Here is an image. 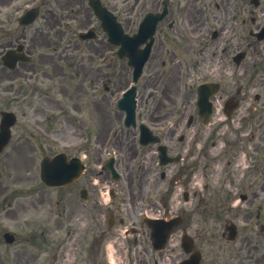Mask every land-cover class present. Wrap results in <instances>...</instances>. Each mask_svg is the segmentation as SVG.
Listing matches in <instances>:
<instances>
[{"label": "flooded vegetation", "instance_id": "obj_1", "mask_svg": "<svg viewBox=\"0 0 264 264\" xmlns=\"http://www.w3.org/2000/svg\"><path fill=\"white\" fill-rule=\"evenodd\" d=\"M200 0H168V10L166 13L167 20L169 19V29L177 31L176 26L183 25L186 23L190 26L191 32H196L198 28H192V20L197 16L205 14L206 7H200L198 5ZM221 2L219 4L218 2ZM114 10L118 11L121 9L120 3L124 0H113ZM67 3V18L69 22L67 23L69 36L61 44L59 40H55L53 46V52H51L46 59L39 51H36V47L39 45L38 39L35 37L30 38V44L27 47V53L31 56V60L28 62H17L16 65L9 69L6 66L0 65V106L7 109L8 107H14L18 110H21L26 97L29 95H37L41 97V92L35 89L25 88L24 84L20 81L31 77L33 73L39 71L43 63H48L49 65L57 64L59 61H63L73 70V75L77 77L80 81V84L83 82V75H87V69L83 66V43L77 41V33L83 31V27H86L90 18H88L87 11L85 9V14H83V0H71L66 1ZM138 2L133 4L132 8L135 10ZM163 0H154L153 10H158L163 7ZM210 7L209 15L212 21L215 23V27L210 30L212 40L217 44L216 48L220 51V59L229 58L231 60L233 50L237 51H249L250 49L256 51L259 48L264 50V41L257 40L253 31L251 30V25L254 30L259 29L261 26L260 19L264 16V0H256V4H251L249 0H209ZM215 7H218V13L215 12ZM143 8V5L138 7V10ZM152 9V8H151ZM133 11V10H132ZM116 14H120L116 12ZM129 26L135 25L134 17L128 16L124 17ZM181 20V22H179ZM167 22V21H166ZM9 18L5 17L3 19L2 28L0 30V55L3 51H6L9 48L15 47L20 41H24L23 30H13L9 25ZM175 26V28H173ZM93 55L99 57L100 60H103L104 51L99 47L92 49ZM88 55L87 53L85 54ZM93 57V56H92ZM105 62L117 65L113 60L109 61L104 59ZM231 73L232 68L231 64L227 67ZM62 68L53 67V73H61ZM246 71V70H245ZM225 72V71H224ZM246 73V72H245ZM112 74H116L113 70ZM101 73L96 71L94 79L99 82L102 80L100 78ZM221 77V74L218 77ZM238 87H236V85ZM261 84L258 82L257 85ZM257 85H255L257 87ZM230 90H235L237 93H241L243 90L247 89L246 76H244L243 71L240 72L239 76L235 77L232 75V81L229 84ZM27 105L31 106V103ZM37 111H41L40 106L37 108ZM190 194V195H189ZM189 194L184 196L185 201L191 199L192 205L195 201L196 207L199 206V197L197 192L191 190ZM92 203L88 205L87 214L91 221H93L96 226L102 227L100 229V239L106 238V240L116 241L119 236L121 229L115 226L114 211L116 210L114 205L104 206L101 203V200L98 197L91 198ZM112 212V221L110 225H107L104 212L110 210ZM133 212V210L131 211ZM180 214L183 213V209H179ZM132 216V215H131ZM130 214L128 218L131 217ZM124 223L122 219H119V224ZM134 220H131L130 225H126L124 228L125 232H132L134 230ZM60 226V224H58ZM196 237V236H195ZM197 238V237H196ZM76 245H74V249ZM104 259V256L102 257ZM161 259H164L160 255ZM209 260V264H212L211 258L204 257ZM102 259V260H103ZM17 264H21L20 255H16ZM201 262L203 263V257H201ZM103 262L96 264H103Z\"/></svg>", "mask_w": 264, "mask_h": 264}, {"label": "rangeland", "instance_id": "obj_2", "mask_svg": "<svg viewBox=\"0 0 264 264\" xmlns=\"http://www.w3.org/2000/svg\"><path fill=\"white\" fill-rule=\"evenodd\" d=\"M40 25H41V24H40ZM83 114H86V115H87V114H90V113H89V112H86V111L83 110ZM86 115H83V119L88 117V116H86ZM113 121H114V118L111 120L110 125H111V123H112ZM88 131L92 132V128H90V127H86L85 125H83V132H88ZM93 133H94V132H93ZM91 134H92V133H91ZM129 142H130V140L126 141L125 144L128 146ZM120 150L123 152L124 149L122 150V149L120 148ZM13 154H14V153H13ZM124 161H125V163H127V161H128V156H127V157L125 156ZM2 166H3V165L0 164V169H1V170H2ZM15 166H16V164H15L14 162L9 161L8 166H7L8 169H6V171L11 172L12 169L15 168ZM91 167H92V163L90 162V163H89V168H88V170H89ZM13 172H15V171L13 170L11 173H13ZM127 172H130L128 175H130V174L132 173L133 177H135V178H134L135 181H137V185H138L139 183H143L142 180H138V179H136L137 172H135L134 170H127ZM134 173H135V175H134ZM17 174H18V172H17ZM8 200L10 201L11 199L9 198ZM14 203H15V202H12V205H11V206H13Z\"/></svg>", "mask_w": 264, "mask_h": 264}]
</instances>
